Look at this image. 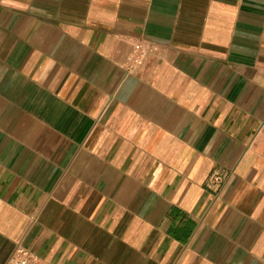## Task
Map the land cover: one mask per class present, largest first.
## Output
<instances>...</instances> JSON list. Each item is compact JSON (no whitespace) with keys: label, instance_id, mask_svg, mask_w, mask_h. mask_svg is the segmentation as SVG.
<instances>
[{"label":"crops","instance_id":"obj_1","mask_svg":"<svg viewBox=\"0 0 264 264\" xmlns=\"http://www.w3.org/2000/svg\"><path fill=\"white\" fill-rule=\"evenodd\" d=\"M20 247L264 264V0H0V264Z\"/></svg>","mask_w":264,"mask_h":264},{"label":"built area","instance_id":"obj_2","mask_svg":"<svg viewBox=\"0 0 264 264\" xmlns=\"http://www.w3.org/2000/svg\"><path fill=\"white\" fill-rule=\"evenodd\" d=\"M136 52L131 55L130 62L132 66L138 65L143 56V48L140 43L135 45ZM221 176L217 174H212L208 178L209 183L219 184L221 182ZM6 264H42L41 259H39L35 254L25 247H20L16 250L13 257Z\"/></svg>","mask_w":264,"mask_h":264}]
</instances>
